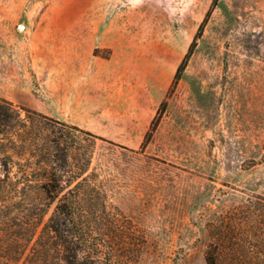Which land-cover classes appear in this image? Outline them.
Segmentation results:
<instances>
[{"label":"rangeland","instance_id":"obj_1","mask_svg":"<svg viewBox=\"0 0 264 264\" xmlns=\"http://www.w3.org/2000/svg\"><path fill=\"white\" fill-rule=\"evenodd\" d=\"M78 1L73 41L76 0H0V96L105 139L90 168L143 230L138 264H205L207 223L264 195V0H105L134 30L113 50Z\"/></svg>","mask_w":264,"mask_h":264},{"label":"trees","instance_id":"obj_2","mask_svg":"<svg viewBox=\"0 0 264 264\" xmlns=\"http://www.w3.org/2000/svg\"><path fill=\"white\" fill-rule=\"evenodd\" d=\"M97 140L0 96V264L139 263L143 230L90 168ZM207 234L205 264H264V195L208 222Z\"/></svg>","mask_w":264,"mask_h":264},{"label":"crops","instance_id":"obj_3","mask_svg":"<svg viewBox=\"0 0 264 264\" xmlns=\"http://www.w3.org/2000/svg\"><path fill=\"white\" fill-rule=\"evenodd\" d=\"M129 3V8L123 10V13L134 12L133 6L135 3ZM106 6L105 0H86V10L88 14L92 16L91 21H86L87 32L91 34L94 47L97 49L109 48L115 49V44H113L114 37L120 39L121 36L125 35L127 32L133 33V26L131 24L127 25L125 22L120 21V14H115L108 21L104 18V10ZM83 8V3L76 0L74 6L75 17L71 19L70 24V33L71 40L77 41L78 36L82 33L83 30V19L81 17V12ZM101 17V18H100ZM110 39V40H109Z\"/></svg>","mask_w":264,"mask_h":264},{"label":"clouds","instance_id":"obj_4","mask_svg":"<svg viewBox=\"0 0 264 264\" xmlns=\"http://www.w3.org/2000/svg\"><path fill=\"white\" fill-rule=\"evenodd\" d=\"M130 3L139 4L141 3V0H129Z\"/></svg>","mask_w":264,"mask_h":264},{"label":"water","instance_id":"obj_5","mask_svg":"<svg viewBox=\"0 0 264 264\" xmlns=\"http://www.w3.org/2000/svg\"><path fill=\"white\" fill-rule=\"evenodd\" d=\"M21 27V26H20Z\"/></svg>","mask_w":264,"mask_h":264}]
</instances>
